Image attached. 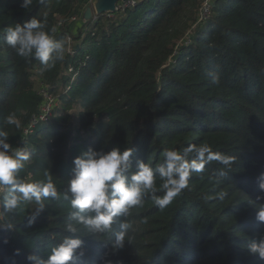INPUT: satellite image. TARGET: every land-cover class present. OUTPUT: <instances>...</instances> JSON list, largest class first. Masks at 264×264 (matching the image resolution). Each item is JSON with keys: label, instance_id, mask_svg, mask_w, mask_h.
Returning <instances> with one entry per match:
<instances>
[{"label": "trees", "instance_id": "16d2710c", "mask_svg": "<svg viewBox=\"0 0 264 264\" xmlns=\"http://www.w3.org/2000/svg\"><path fill=\"white\" fill-rule=\"evenodd\" d=\"M21 3L0 0V128L30 152L19 176L51 179L57 196L43 200L30 224L35 200L6 211L9 193L0 195V264H26L28 254L47 258L69 236L82 240L73 264H264L247 249L264 233L247 203L261 194L264 172V0H210L201 21L203 0H140L89 19L83 14L90 0H34L28 11ZM45 15V30L66 49V37L71 44L63 60L42 71L38 60L4 42V32ZM214 73L219 85L210 81ZM42 84L57 103L25 136ZM11 112L19 128L4 123ZM189 144H208L235 161L194 173L164 209L147 195L127 217L122 249L113 252L111 244L124 217L104 233L71 219L65 193L71 197L73 160L82 151L133 147L135 170L138 161L158 167L164 150ZM69 222L75 234L67 232Z\"/></svg>", "mask_w": 264, "mask_h": 264}, {"label": "clouds", "instance_id": "9594fccd", "mask_svg": "<svg viewBox=\"0 0 264 264\" xmlns=\"http://www.w3.org/2000/svg\"><path fill=\"white\" fill-rule=\"evenodd\" d=\"M43 3V0H39ZM34 0H22L21 8L28 11ZM45 18L35 16L23 23H16L4 32V42L15 50L16 54L24 58H34L42 65V71L51 69L57 61L63 60L66 53V42L56 40L46 30ZM210 81L219 85L220 77L217 73L211 74ZM6 125L20 127V121L14 112L4 118ZM135 149L127 147H113L109 151L89 148L82 151L73 160V176L68 181L69 199L72 220L83 224L93 233L112 231L117 217H124L120 224V231L115 233L111 244L113 252L122 249L131 224L127 222L134 207H142L145 197L151 194V199L160 209L172 203L173 199L189 185V179L194 173H202L206 165L216 161L228 168L235 161V157L225 156L213 151L208 144H189L179 150L169 148L163 152V162L153 167L145 161H138L133 170L131 157ZM30 158L26 147H14L9 140V132L0 128V195L8 192L3 200V208L11 211L19 207L22 201L35 200L38 206L33 217L44 210L43 200L48 197L56 198L57 189L51 182L30 181L19 176L25 162ZM223 175V173H221ZM160 181L162 196L156 195V184ZM260 195L255 200L249 198L248 204L255 210L257 222L264 223V172L257 178ZM11 228V225H9ZM66 230L75 234L77 227L69 222ZM7 243V241H5ZM82 240L74 237H65L54 246L47 258L35 254L25 257L26 264H73L77 249L81 248ZM251 255L264 260V233L259 240H253L247 245ZM19 254V250H17ZM83 255V253H80ZM111 264V262H107Z\"/></svg>", "mask_w": 264, "mask_h": 264}, {"label": "built area", "instance_id": "2783aa9c", "mask_svg": "<svg viewBox=\"0 0 264 264\" xmlns=\"http://www.w3.org/2000/svg\"><path fill=\"white\" fill-rule=\"evenodd\" d=\"M131 1V0H130ZM92 0H90V3ZM129 2V1H128ZM132 5H134L135 1H131ZM124 4V3H123ZM209 14V2L208 0H203L200 13L199 20H204ZM70 50H68L69 52ZM38 94L40 96V104L37 112L31 117L28 124L23 129V134L25 136H30V134L34 131L37 124L48 120L52 116V111L54 106L57 103V99L54 95H52L46 85H41L38 89Z\"/></svg>", "mask_w": 264, "mask_h": 264}, {"label": "water", "instance_id": "95a60500", "mask_svg": "<svg viewBox=\"0 0 264 264\" xmlns=\"http://www.w3.org/2000/svg\"><path fill=\"white\" fill-rule=\"evenodd\" d=\"M130 0H92L91 5L85 8L83 18L89 19L92 13L95 14H110L116 11L118 2H127ZM140 1V0H131Z\"/></svg>", "mask_w": 264, "mask_h": 264}, {"label": "rangeland", "instance_id": "374dc122", "mask_svg": "<svg viewBox=\"0 0 264 264\" xmlns=\"http://www.w3.org/2000/svg\"><path fill=\"white\" fill-rule=\"evenodd\" d=\"M210 0H208V2H209ZM131 5H132V2L131 1H127V2H124V4L122 3V2H120V4L118 5V7H117V9H124V8H126V7H131ZM116 9V10H117ZM72 20L73 21H75L74 20V18H72ZM66 41H67V52H68V50H70L69 49V45L71 44V39L69 38V37H66ZM41 86H39L38 87V89L40 88Z\"/></svg>", "mask_w": 264, "mask_h": 264}]
</instances>
